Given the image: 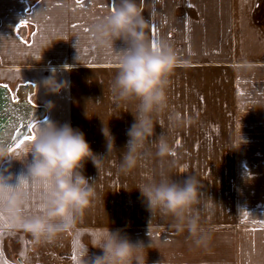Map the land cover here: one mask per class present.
<instances>
[{"label": "crops", "instance_id": "obj_1", "mask_svg": "<svg viewBox=\"0 0 264 264\" xmlns=\"http://www.w3.org/2000/svg\"><path fill=\"white\" fill-rule=\"evenodd\" d=\"M115 1L0 0V35L7 36L0 37V89H5L12 110L8 123L0 119V145L14 147L24 136L35 135L40 122L50 119L81 130L92 150L103 155L107 150L102 128L108 125L116 148L104 159L99 172L90 161L85 165L84 174L96 179L95 199L54 241L37 242L31 234L13 228L0 208V264L2 257H7L6 264H84L85 259L101 254L92 244L109 226L134 243L143 242L147 264H210L207 244H214L216 227L226 222L233 224L228 238L235 240V246L226 248L232 252L219 264H243L241 183L232 189L229 182L224 188L221 180L226 173L223 175L222 169L170 164L231 159L232 154L237 159L239 129L255 124L240 119L236 107L248 105L260 94L264 111V93L258 91L264 87V0H175L193 13L180 24L185 36L179 45L170 36L176 23L171 24L157 10L153 15V10L142 7L151 40L168 41L177 54L178 66L169 78L168 106L156 118V134L149 138L138 165L128 172L121 171L120 164L128 140L126 132L133 123L131 114L125 112L131 105L126 108L111 97L109 86L116 74L117 56L113 50L98 46L90 33L92 23L116 7ZM194 46L200 47V54L193 51ZM53 73L58 82H68L59 93L48 92L42 83ZM49 101L54 105L50 111ZM160 134L170 147L163 159L155 155L153 144ZM29 141L14 151L18 159L25 157L23 149ZM21 171L16 163L12 172ZM230 172L236 177V170H227ZM161 175L174 179L192 175L199 180L196 213L208 235L206 245L189 246L193 241L186 229L172 217L158 213L151 217L134 189ZM37 204L33 195L24 206L25 214L37 211ZM179 238L183 240L178 241L180 249ZM262 240L245 245L253 248L254 243L263 244ZM263 253L260 249L258 255ZM161 256L166 257L163 263ZM13 259L15 263H11Z\"/></svg>", "mask_w": 264, "mask_h": 264}, {"label": "clouds", "instance_id": "obj_2", "mask_svg": "<svg viewBox=\"0 0 264 264\" xmlns=\"http://www.w3.org/2000/svg\"><path fill=\"white\" fill-rule=\"evenodd\" d=\"M148 29L149 21L137 0H117L115 9L98 17L90 27L94 42L113 50L117 56L116 74L109 86L111 97L126 108L131 105V110L125 111L131 114L133 123L127 129L128 140L122 151L120 170L124 172L138 165L149 138L156 134V118L168 106L167 86L178 66L173 46L163 39L154 46ZM42 83L50 93L68 87L67 81H57L55 73ZM53 106L51 101L47 103L49 111ZM102 133L106 155L95 153L81 130L70 123L59 124L50 119L38 124L35 138L23 149L26 153L23 159H18L9 147L0 145V208L13 228L31 234L37 242H52L75 224L96 195V179L84 174L85 165L90 161L99 172L104 159L116 150L108 125L102 128ZM153 144L157 157L163 159L170 153L163 134ZM16 163L22 168L19 174L12 172ZM199 184L192 175L182 179L161 175L134 190L140 193L151 217L157 213L172 217L186 229L193 243L200 246L207 244L208 235L196 213L200 203ZM33 195L38 198L37 211L26 215L24 206ZM150 246L151 242L147 247ZM92 247L101 254L85 259L84 264H147L144 243H134L110 226L100 231Z\"/></svg>", "mask_w": 264, "mask_h": 264}, {"label": "rangeland", "instance_id": "obj_3", "mask_svg": "<svg viewBox=\"0 0 264 264\" xmlns=\"http://www.w3.org/2000/svg\"><path fill=\"white\" fill-rule=\"evenodd\" d=\"M116 2L117 0L115 3ZM137 3L141 7L153 10V15H155L154 10H157V14H165L164 17L169 19L171 24L176 23L175 26H172L173 28H176V31L170 32V36L177 42V44L178 42L181 43L185 36V30L181 29L182 25L180 24H184L187 15H193L191 10H186L185 6L177 5L175 0H137ZM170 14H174L175 17H170ZM193 48V51L200 54V47L194 46ZM193 57L195 59L196 56ZM258 91L259 93H264V87H259ZM236 109V114L240 119L250 121V123L255 124V127L239 129L240 135L237 136L239 143L236 145L235 154V158L237 159H234L232 154L231 159L172 161L170 165L178 168L190 165L194 167L215 168L216 170L219 168L222 169L223 175L226 173L221 180V184H224V188L229 185V182H231L230 184L232 185V189L233 187L235 188V184H237V182H239V185L241 183L243 207L241 225V246L243 248L242 261L243 264H264V253L258 255L260 249H264V243L261 245H256L257 243H254L252 245L253 248L245 245V243L252 242L257 238L263 239L262 241H264V126H259V123H264L262 95H254L249 100L248 105L242 104V108L236 107ZM239 153L242 156L241 158H239ZM231 168L236 170V177L234 174L233 176L230 175L233 172L227 173V170ZM230 176H232L233 179H231ZM219 183L220 182L218 181V184ZM237 188L239 187L237 186ZM226 215H229L228 210L226 211ZM233 229V224L230 225L228 222L216 227L214 244L211 246L207 244L210 248L209 257H207L210 264H219L222 260H224L227 253L232 252L226 248L235 246V240L233 238H228L229 232ZM238 230L236 229V234L239 232ZM184 237L185 236H182L181 238ZM181 238L177 240V247L179 249L180 245L178 241H183ZM188 245L196 247L194 243L192 245ZM162 252L164 255L165 250H162ZM5 258L7 257H2L3 264H6L4 262ZM165 258L166 257L161 256L162 263L166 261ZM176 261L179 260L176 259ZM15 262V259H13L11 263Z\"/></svg>", "mask_w": 264, "mask_h": 264}, {"label": "water", "instance_id": "obj_4", "mask_svg": "<svg viewBox=\"0 0 264 264\" xmlns=\"http://www.w3.org/2000/svg\"><path fill=\"white\" fill-rule=\"evenodd\" d=\"M11 112L12 110H11L10 100L7 96L5 89L1 88L0 89V119L2 120V122L8 123L9 121L8 113L11 114Z\"/></svg>", "mask_w": 264, "mask_h": 264}, {"label": "snow or ice", "instance_id": "obj_5", "mask_svg": "<svg viewBox=\"0 0 264 264\" xmlns=\"http://www.w3.org/2000/svg\"><path fill=\"white\" fill-rule=\"evenodd\" d=\"M78 2H79V0H78ZM114 9H115V7H113V10H114ZM154 31H155V30H153V32H154ZM153 44H154V46H155V42H153ZM3 87H7V85H4ZM29 103L31 104V99H29ZM34 127H35V125H30V128H34ZM34 138H35V135H26V136H24L22 139H20V140L15 144L14 147H11V146H10V147H9V150L14 152L16 149H19L20 146L23 145L26 141L32 140V139H34ZM12 139L15 140L16 137L13 136Z\"/></svg>", "mask_w": 264, "mask_h": 264}]
</instances>
